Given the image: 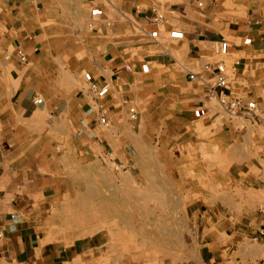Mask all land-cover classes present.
Wrapping results in <instances>:
<instances>
[{"label": "crops", "instance_id": "0c3cea01", "mask_svg": "<svg viewBox=\"0 0 264 264\" xmlns=\"http://www.w3.org/2000/svg\"><path fill=\"white\" fill-rule=\"evenodd\" d=\"M152 8L163 13L161 22ZM171 29L184 36L171 38ZM228 66L234 73L226 93L207 76L216 80ZM199 78L203 85L191 83ZM105 84L108 92L99 96L93 86ZM221 96L254 99L250 135L264 147V0H0V264H99L104 246L107 260L133 253V236L124 234L131 227L116 217L115 203L100 200L99 184L85 188L70 177L72 166L83 164L38 145L53 142L45 134L53 118L92 128L62 141L88 144L92 159L129 166L131 145L148 158L152 133L175 144L201 135L211 144L229 126L249 135L246 123L216 110L212 99ZM170 190L179 198V183ZM244 252L240 264L261 255L256 247Z\"/></svg>", "mask_w": 264, "mask_h": 264}, {"label": "rangeland", "instance_id": "374dc122", "mask_svg": "<svg viewBox=\"0 0 264 264\" xmlns=\"http://www.w3.org/2000/svg\"><path fill=\"white\" fill-rule=\"evenodd\" d=\"M233 73V68L228 66L225 71L228 87L220 91L227 93L230 90ZM211 76L207 79L216 86V80ZM191 83L204 84L202 78ZM222 98L225 103L221 102ZM241 100L254 101L221 96L213 98L212 104H216V110L230 122L249 126L256 112L249 113L245 109L246 103ZM232 103L235 105L231 106ZM258 113L264 118L261 112ZM131 121H137L135 130L138 133L139 118ZM99 124L105 130L110 128L105 123ZM232 128L229 126L224 136L214 134L211 144H204L202 135L195 143L175 144L162 137L160 132L152 133V143L144 150V156L148 154V158L134 153L131 145L128 151L132 152L133 162L129 166L119 162L113 164L102 156L99 160L92 159L86 154L91 149L88 144L83 146L74 139L73 142L59 139L65 134L72 137L91 134L92 128L80 122L53 118L51 125L45 128V134L52 135L53 142L38 145L42 148L51 146L53 152H63L68 163H82L77 168L72 166V180L83 182L85 188L99 184L100 200L105 204L115 203L116 217L123 218H120L122 225L131 227L124 234L133 236L127 239L132 242L133 253L118 254L115 261H109L104 246L101 250L104 251L103 258H96L99 264H240L242 253L255 247L261 252L260 258L256 263L246 264H264V238H259L263 235L258 230L264 228V218L258 217L264 209V158L259 157L263 155L264 147L262 144L256 146L250 126L247 136H244L246 129L243 126L235 133ZM157 129L160 130V126ZM147 149H151L150 152ZM100 150L105 151L103 146ZM158 155L164 158L159 159ZM78 167H82V174ZM175 183L180 185L179 198L178 192L170 190ZM109 185L116 190H109ZM83 193L91 195L92 192ZM189 202L192 204L187 207ZM175 216L178 219H174V223L167 221Z\"/></svg>", "mask_w": 264, "mask_h": 264}, {"label": "built area", "instance_id": "2783aa9c", "mask_svg": "<svg viewBox=\"0 0 264 264\" xmlns=\"http://www.w3.org/2000/svg\"><path fill=\"white\" fill-rule=\"evenodd\" d=\"M152 12H153L152 19H153L154 22H161L163 20V18H164L163 13L159 12L156 8H152ZM150 35L152 37H157L158 36V29H155V30L151 31ZM169 36L171 38L180 39V38H182L184 36V32L182 30H179V29H171L169 31ZM227 50H228V42L227 41H222L220 43V51H221V53L222 54H226L227 53ZM21 59L24 60L25 59V56H22ZM205 68L208 69V70H211L212 69L209 64H206L205 65ZM195 75L196 74L194 72H191L189 76L191 78H194ZM215 78H216V84H217L218 87H221V88H227L228 87V80H227L226 76L223 75L221 72L216 73L215 74ZM108 88H109L108 87V84H105V85H103L100 88H98L97 86H93V89L97 92V94L99 96L105 95L108 92ZM41 101H42L41 98H37L35 100L36 103H40ZM221 102L225 103V99L222 98L221 99ZM233 105H235V103H232L231 106H233ZM246 108H247V111L249 113L253 112L255 110V108H256L255 102L254 101L248 102ZM100 121L102 123L107 124V120H106L105 117H101L100 118ZM259 234L260 235H264V228L259 229ZM2 235H3V230L0 227V236H2Z\"/></svg>", "mask_w": 264, "mask_h": 264}, {"label": "bare ground", "instance_id": "6f19581e", "mask_svg": "<svg viewBox=\"0 0 264 264\" xmlns=\"http://www.w3.org/2000/svg\"><path fill=\"white\" fill-rule=\"evenodd\" d=\"M145 188V187H144ZM141 190V189H140ZM143 190V189H142ZM144 190H146V189H144ZM148 190V189H147ZM127 195V194H126ZM147 195H149V194H147ZM152 205V204H151Z\"/></svg>", "mask_w": 264, "mask_h": 264}]
</instances>
